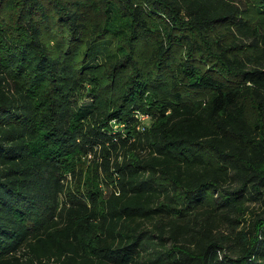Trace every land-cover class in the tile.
I'll return each mask as SVG.
<instances>
[{"label": "trees", "instance_id": "trees-1", "mask_svg": "<svg viewBox=\"0 0 264 264\" xmlns=\"http://www.w3.org/2000/svg\"><path fill=\"white\" fill-rule=\"evenodd\" d=\"M0 264H264V0H0Z\"/></svg>", "mask_w": 264, "mask_h": 264}, {"label": "rangeland", "instance_id": "rangeland-1", "mask_svg": "<svg viewBox=\"0 0 264 264\" xmlns=\"http://www.w3.org/2000/svg\"><path fill=\"white\" fill-rule=\"evenodd\" d=\"M101 11H99L98 13H100ZM111 25H116L114 22L111 23ZM93 101V98L91 95L86 96L82 101L81 104H86V103H91ZM252 113V111L250 112ZM142 122L143 124H149L150 123V119L148 117H142ZM117 127V126H116ZM85 162L80 163V165L77 167V171L79 173H83L82 176H84L83 179V183L82 185L80 184V176H74L69 183L67 184V193H69V191H76L78 189L80 190H87L88 188V183L86 182L92 175V170L90 167V161H86V159L84 160ZM66 194H64V198H65Z\"/></svg>", "mask_w": 264, "mask_h": 264}]
</instances>
